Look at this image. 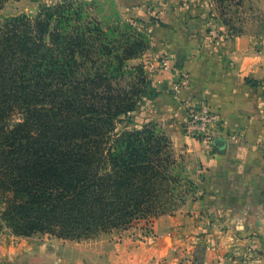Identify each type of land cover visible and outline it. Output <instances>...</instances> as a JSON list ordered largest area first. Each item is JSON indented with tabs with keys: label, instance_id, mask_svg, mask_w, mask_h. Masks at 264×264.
<instances>
[{
	"label": "trees",
	"instance_id": "1",
	"mask_svg": "<svg viewBox=\"0 0 264 264\" xmlns=\"http://www.w3.org/2000/svg\"><path fill=\"white\" fill-rule=\"evenodd\" d=\"M217 1L221 11L240 2ZM92 6L57 0L0 17V219L16 237L147 226L196 189L169 137L135 120L159 94L143 58L149 36L103 27Z\"/></svg>",
	"mask_w": 264,
	"mask_h": 264
},
{
	"label": "crops",
	"instance_id": "2",
	"mask_svg": "<svg viewBox=\"0 0 264 264\" xmlns=\"http://www.w3.org/2000/svg\"><path fill=\"white\" fill-rule=\"evenodd\" d=\"M105 1L124 19L147 20L153 8L162 21L146 56L155 65L167 58L168 69L150 75L159 94L140 112L170 138L196 187L194 197L153 219L154 239L148 232L122 243L96 239L81 255H12V247L0 245V264H264V38L254 32L216 38L208 32L207 10L195 0L188 8L182 0ZM251 1L264 11L262 0ZM181 73L189 85L175 94L171 87ZM202 102L223 116L224 131L243 136V144L224 140L209 149L183 132L188 112ZM211 246L215 252L207 250ZM246 250L254 255L241 263Z\"/></svg>",
	"mask_w": 264,
	"mask_h": 264
},
{
	"label": "rangeland",
	"instance_id": "3",
	"mask_svg": "<svg viewBox=\"0 0 264 264\" xmlns=\"http://www.w3.org/2000/svg\"><path fill=\"white\" fill-rule=\"evenodd\" d=\"M53 1L57 0H11L8 1L0 10V17L17 15L19 13L35 14L39 5L47 4ZM86 1L92 3V16L99 20L102 23L103 27L117 26L118 28H126L127 25H131L138 30L142 29L147 34V36H149V49L152 47V43L154 40L153 36L157 28L156 26L161 25L162 23L161 19H159V15L154 13L153 8L148 9L147 20L138 18L124 19L120 16L119 13L111 12V6H108L105 0ZM191 1L192 0H182L180 5L183 8H188ZM259 1L260 0H258V2ZM262 1L264 4V0ZM195 2L200 4L198 5L199 8L203 7L207 10V18L210 19L208 22V32L213 31V35L216 38H220L223 40L224 38H221V34H231V29H235L236 33L237 30L241 31V35L248 32H254L256 35L261 37V40L264 38V11L258 7L256 2H253L251 0H240L238 5H236L235 3L225 4L227 6L224 5L225 10L223 11H221L217 0L211 1L210 9H208V7L206 6L207 4H209L207 0H195ZM218 33H220V36ZM227 40L228 39H224V41ZM147 51L143 55V58L145 60L148 59L146 56ZM135 63H137V61L131 62L130 65ZM135 120L138 125H141L146 121V116L143 113L139 112L138 114H136ZM263 143L264 142L260 144L262 149H264L262 147ZM178 163L181 165V168L184 171V166L180 161H178ZM183 174L187 177L185 171ZM193 193L194 192L192 191V188H190V192L187 194L185 201L193 198ZM1 211L2 205H0V213ZM141 232H144L145 234H147L148 232V237L150 239H154L155 237L151 226L144 225V222H139L137 225H134L127 230H113L111 232H108V235H104L106 233H100L93 238L83 239L80 241L58 239L54 236L46 234H34L29 237H16L11 234L10 230L5 226V223L0 219V245L3 249H6V251H9V248L12 247L16 252H12V255H81V251L85 252L96 246V239H100L98 240V242L100 243L111 241L122 243L123 241H127L128 239H130V241H133L134 237L137 234L139 235V233ZM103 237L105 239L101 240V238ZM106 239L109 241H107ZM262 247V253L264 255V245ZM249 252L250 256L254 255L252 254V252L254 251L250 250Z\"/></svg>",
	"mask_w": 264,
	"mask_h": 264
},
{
	"label": "built area",
	"instance_id": "4",
	"mask_svg": "<svg viewBox=\"0 0 264 264\" xmlns=\"http://www.w3.org/2000/svg\"><path fill=\"white\" fill-rule=\"evenodd\" d=\"M220 36V33H218ZM221 38L232 39L233 35L226 33L221 34ZM223 39V40H224ZM146 69L150 74H154L157 71H162L168 69V59L163 57L155 62H150ZM189 85V77L185 73H181L177 80L173 83L171 91L175 94L179 93L181 90L187 88ZM183 132L193 139L205 143V145L211 149L214 145L216 139H223L235 144H243V136L237 132L224 131V118L223 116L212 111L205 102H202L197 109H193L188 112L186 119L182 123ZM264 148V143L262 144ZM151 223H148L149 226ZM208 251H216L214 246L207 247ZM250 250H246L243 255V259L240 260L241 263H246L250 256ZM232 258V257H231ZM229 258V260H232Z\"/></svg>",
	"mask_w": 264,
	"mask_h": 264
},
{
	"label": "water",
	"instance_id": "5",
	"mask_svg": "<svg viewBox=\"0 0 264 264\" xmlns=\"http://www.w3.org/2000/svg\"><path fill=\"white\" fill-rule=\"evenodd\" d=\"M218 143L219 144L224 143V140L223 139H216L213 144L216 145Z\"/></svg>",
	"mask_w": 264,
	"mask_h": 264
}]
</instances>
